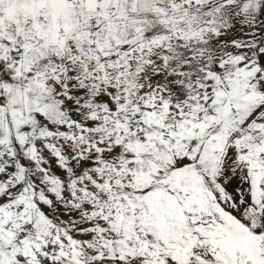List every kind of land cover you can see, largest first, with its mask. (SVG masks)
Wrapping results in <instances>:
<instances>
[{
  "label": "snow or ice",
  "instance_id": "6c2138e0",
  "mask_svg": "<svg viewBox=\"0 0 264 264\" xmlns=\"http://www.w3.org/2000/svg\"><path fill=\"white\" fill-rule=\"evenodd\" d=\"M0 264H264V0H0Z\"/></svg>",
  "mask_w": 264,
  "mask_h": 264
}]
</instances>
